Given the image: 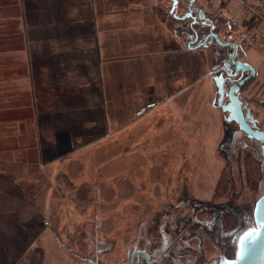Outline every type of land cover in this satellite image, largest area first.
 <instances>
[{
	"label": "rangeland",
	"instance_id": "374dc122",
	"mask_svg": "<svg viewBox=\"0 0 264 264\" xmlns=\"http://www.w3.org/2000/svg\"><path fill=\"white\" fill-rule=\"evenodd\" d=\"M110 4L103 8L113 9ZM200 4L207 14L223 13L215 0ZM213 19L219 22L221 38L234 40L224 17ZM171 48H176L174 41ZM247 52L248 57L241 56L260 75L242 87L243 101L258 120H264V102L259 101L264 99V58H253L251 48ZM182 62L188 64L183 70L188 82H183V107L178 103L174 112H165L168 107L149 110V98L136 96V91L122 94L121 88H134L133 82L127 81V73L121 79L110 73L108 104L94 112V117L109 120L112 138L103 145L112 155L108 161H88L99 144L86 146L84 153L77 144L54 171L48 167L13 171L22 187L0 192V264H126L138 244L148 249L158 245L167 259L177 234L186 242L175 241V246L184 242L195 247L201 236L204 257L219 256L221 247L208 238L206 220L211 212L204 209L209 201L232 196L253 209L264 192V175L259 161L250 162V153L243 152L238 164L240 148L259 152L255 141L237 129L241 142L233 147L222 135L231 123L214 104L212 46L190 49ZM143 106L146 112L137 114ZM97 130L94 139L102 133ZM234 188L240 193L232 195Z\"/></svg>",
	"mask_w": 264,
	"mask_h": 264
},
{
	"label": "crops",
	"instance_id": "0c3cea01",
	"mask_svg": "<svg viewBox=\"0 0 264 264\" xmlns=\"http://www.w3.org/2000/svg\"><path fill=\"white\" fill-rule=\"evenodd\" d=\"M106 2L114 8H103ZM187 5L182 0H0V192L22 187L15 169L54 171L77 144L80 153L99 144L88 161L111 158L103 146L112 138L109 120L94 117L108 104L110 73L119 79L127 73L134 88L121 93L149 98V110L183 107V82H188L183 53L204 48L189 46L188 20L182 18ZM165 25L167 34L161 30L167 31ZM251 49L253 58H264V34ZM97 128L102 133L94 139Z\"/></svg>",
	"mask_w": 264,
	"mask_h": 264
},
{
	"label": "flooded vegetation",
	"instance_id": "af4514ba",
	"mask_svg": "<svg viewBox=\"0 0 264 264\" xmlns=\"http://www.w3.org/2000/svg\"><path fill=\"white\" fill-rule=\"evenodd\" d=\"M191 5H195L194 3H191ZM189 5V4H188ZM188 20V29H189V39L190 47H198L202 45L203 47H209L212 46L213 49V56H214V64L213 69L211 71L212 76L218 75L220 73H223L224 77H228L227 75V67H232L233 64H235V60L239 61H246L251 64H253L247 57L248 53L246 54V58H243L241 56V52L236 46V54L235 59H230L229 57V50L228 46H221L217 42H215L213 32H215V29L211 28V24L213 23L212 19L210 18H201L199 14L194 11L192 13V16L187 18ZM224 39V38H222ZM231 42H234L232 39H228ZM206 43H208L206 45ZM235 71H232V74H234ZM249 73V71H237L235 75L231 77L233 81L239 80L240 78H243L244 76ZM260 75V71L257 69L256 74L252 77H258ZM226 77V84H228L230 77ZM251 80V78H250ZM228 86V85H227ZM241 96L242 100H244L243 94H242V88L238 92ZM218 89H217V95L214 98V104L219 106L218 103ZM227 100V97H226ZM260 102H264L263 98L259 99ZM220 107V106H219ZM249 107V106H248ZM222 109V108H221ZM245 109V108H244ZM252 109V108H251ZM223 111V110H221ZM223 113V112H222ZM255 115V113H254ZM224 117V116H223ZM223 120H227L226 118ZM252 122L251 124L255 127L264 130V120L255 121L253 118H251ZM231 123V126L224 127L223 129L226 130L225 133H222L223 137H227L229 139L230 143L233 144V147L236 146V143L241 142L238 133L235 134V131L238 129L242 130L235 120H229ZM244 133H246L244 130H242ZM247 139H252L255 141V147L258 149L259 152L255 151V148H240V158L238 161V164L241 163V157L242 155L247 152H252L253 155L256 157V160L260 162L262 174L264 175V141H260L256 138L250 137L246 133ZM251 140V141H252ZM244 152V153H243ZM240 191H237V189L232 190V195L239 194ZM209 201V200H207ZM210 204H207L208 207L204 210L210 211L211 215L208 217L207 224H208V238L212 239L215 244H217L219 247H221V253L219 256H208V258L204 257V243L201 236H199L198 240L196 241L195 247L188 248L186 247V244L182 242L181 247L175 246V241L182 240L185 241L186 238L184 236L177 234L176 240L171 242V249L169 250L170 253L167 256V259H164L163 253L161 250H159L155 246H150L149 249L145 246H139L136 245L134 249L130 251L129 258L126 262V264H159L158 260L161 259V264H219L221 256L229 257V254L235 255L237 252V245H236V238L237 236L242 233L245 229L252 226L254 224V214L253 209L250 207V204H246L243 202H236L235 197L231 198H224V199H217L214 202L209 201ZM241 204V205H238ZM244 204V205H242ZM255 204V202H254ZM228 216H232V218H228ZM235 221L236 224L231 226V222ZM245 226V229L242 230V227ZM186 242V241H185ZM184 243V244H183ZM143 244H146L145 242ZM158 249V254L156 253ZM230 252V253H228ZM147 258V259H146ZM149 261V262H148ZM92 262V261H91ZM92 264V263H91ZM95 264V263H94ZM98 264V263H96Z\"/></svg>",
	"mask_w": 264,
	"mask_h": 264
},
{
	"label": "water",
	"instance_id": "95a60500",
	"mask_svg": "<svg viewBox=\"0 0 264 264\" xmlns=\"http://www.w3.org/2000/svg\"><path fill=\"white\" fill-rule=\"evenodd\" d=\"M194 11H196L201 18H206L205 14L203 13L204 11L201 8L196 5L193 6L191 4L187 5L182 18L186 19L192 16V13ZM218 25L219 24L217 23V21L213 20L211 28L215 29V32H213L215 42H217L221 46H228L229 50H231L229 52L230 59H235L237 44L235 41L231 42L229 40L221 39L220 26ZM207 44L208 43H206V45ZM235 61V64H233L231 68L227 67V75L228 77H230L229 80H231L228 82V84H226L225 80L227 76L224 77L223 73H220L219 76H213V80L219 93L218 103L222 108L224 116L227 120L237 121L240 128L244 130L250 137L256 138L262 142L264 141V130H261L251 124V118H253L255 121L259 120L254 115V111H252L251 107L247 106L248 102L246 103L245 101H243L238 93L241 88L250 80V78H252L256 74L257 68L253 64L246 61ZM233 70L235 71V73L237 71H249V73L246 75V77L244 76L239 80L233 81V79H231V77L235 75V73L232 74ZM252 214H254V224L245 229L236 238L237 252L235 256H221L219 264H231L232 261H235V264H264V229L260 230V234L254 242H246L243 245L242 249L239 244L240 237L245 231L249 229L259 228L261 222L264 221V192L256 199ZM238 251L242 253V258L240 259H237Z\"/></svg>",
	"mask_w": 264,
	"mask_h": 264
},
{
	"label": "built area",
	"instance_id": "2783aa9c",
	"mask_svg": "<svg viewBox=\"0 0 264 264\" xmlns=\"http://www.w3.org/2000/svg\"><path fill=\"white\" fill-rule=\"evenodd\" d=\"M222 6L223 13L207 14L201 6V0H191L197 4L207 18L223 16L224 23L235 33L236 42L242 55H246L264 34V0H215ZM235 4V8L231 5ZM225 11L229 15H225ZM216 21V20H215ZM244 53V54H243Z\"/></svg>",
	"mask_w": 264,
	"mask_h": 264
},
{
	"label": "snow or ice",
	"instance_id": "6c2138e0",
	"mask_svg": "<svg viewBox=\"0 0 264 264\" xmlns=\"http://www.w3.org/2000/svg\"><path fill=\"white\" fill-rule=\"evenodd\" d=\"M261 229H264V221L261 222V225L259 228L249 229L245 231L239 240L241 249L246 242H254L258 238ZM240 258H242V253L238 251L237 259H240ZM231 264H235V261H232Z\"/></svg>",
	"mask_w": 264,
	"mask_h": 264
},
{
	"label": "trees",
	"instance_id": "16d2710c",
	"mask_svg": "<svg viewBox=\"0 0 264 264\" xmlns=\"http://www.w3.org/2000/svg\"><path fill=\"white\" fill-rule=\"evenodd\" d=\"M179 22V20L176 18V20H173V26H175L177 23ZM247 153H250L248 157H250V162L253 164V160H256V157L253 155L252 152H247ZM258 161V160H257ZM259 169L262 171L261 169V165L259 166ZM235 255L233 254H229V257H233Z\"/></svg>",
	"mask_w": 264,
	"mask_h": 264
},
{
	"label": "bare ground",
	"instance_id": "6f19581e",
	"mask_svg": "<svg viewBox=\"0 0 264 264\" xmlns=\"http://www.w3.org/2000/svg\"><path fill=\"white\" fill-rule=\"evenodd\" d=\"M221 38V37H220ZM222 39V38H221Z\"/></svg>",
	"mask_w": 264,
	"mask_h": 264
}]
</instances>
